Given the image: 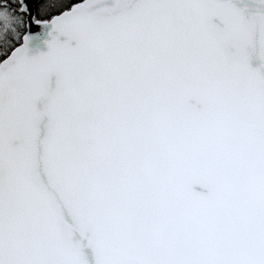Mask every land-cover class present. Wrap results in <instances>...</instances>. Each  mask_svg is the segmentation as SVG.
<instances>
[{
	"label": "snow or ice",
	"instance_id": "6c2138e0",
	"mask_svg": "<svg viewBox=\"0 0 264 264\" xmlns=\"http://www.w3.org/2000/svg\"><path fill=\"white\" fill-rule=\"evenodd\" d=\"M0 264H264V0H0Z\"/></svg>",
	"mask_w": 264,
	"mask_h": 264
}]
</instances>
